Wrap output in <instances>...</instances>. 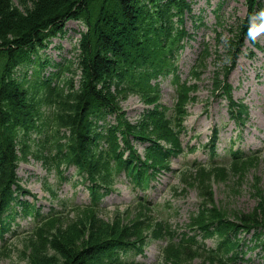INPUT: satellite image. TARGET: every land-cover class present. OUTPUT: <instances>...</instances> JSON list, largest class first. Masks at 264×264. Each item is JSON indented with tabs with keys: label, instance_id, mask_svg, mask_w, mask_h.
Returning <instances> with one entry per match:
<instances>
[{
	"label": "trees",
	"instance_id": "obj_1",
	"mask_svg": "<svg viewBox=\"0 0 264 264\" xmlns=\"http://www.w3.org/2000/svg\"><path fill=\"white\" fill-rule=\"evenodd\" d=\"M97 1L102 2V0H0V190L9 183L8 175L16 156L13 149L16 133L12 127L24 117V106L27 100L23 88L13 81L12 66L21 55L30 52L31 49L27 48L36 40L33 48L42 44L43 38L47 36L44 31L51 32L54 29H59L65 20L85 17V20L89 19L92 25L97 16L94 15L91 5ZM248 2L252 5L251 11L256 7L262 8V3L259 0H248ZM122 3L125 9L130 6L129 0H124ZM142 7L148 9L145 2ZM100 13L99 16L102 18L108 15ZM127 13L132 18L133 12L128 10ZM112 14H114L112 29H108L106 33L105 28L108 27L102 26L97 33L96 27L92 26V34L86 35L93 40L86 39L84 44L82 90L70 98L62 99L59 106L61 113L64 114L63 123L71 124L74 129L76 128L75 122L82 118L84 112L93 106L94 102L106 106L115 104V97L110 92V86L115 84L119 68L112 65L109 59L110 56L111 59L114 57L121 59V49H119L117 41L122 38L116 36V32L123 29L131 20L120 14V21L116 22L115 13ZM102 86V90H98ZM104 91L107 93L105 94ZM236 162H241L243 166L242 169L238 168V171L242 173L240 177L243 179L249 168L247 161L240 158ZM237 166L238 164L235 170ZM204 174L203 182L211 184L212 172L208 171ZM236 185L241 188L240 181ZM201 194L210 203L213 202L212 190ZM214 207H209L207 203L204 204V208H207L203 212L206 213L204 220H212L215 230L220 231L223 254L234 250L237 245V241L230 237V232H251V229H256L262 232H257V236L264 239V205H259L251 213L240 212L239 216L234 215L236 222L220 216ZM229 222L233 223L229 225ZM102 224L101 221L93 218L88 223L82 222L69 226L57 238L50 240L54 254L49 253V246L46 251L44 245L35 251L34 254L38 256L36 264H102L95 255L99 248L106 245L112 238L119 237V240L123 241L134 235L132 229H121L118 225L103 227ZM204 229L209 228L204 226ZM188 242L191 243L190 241L186 243ZM188 250L191 252L194 249ZM218 256L216 255L215 258ZM221 259H216L217 264H229L228 259L222 257ZM166 260L169 261L168 256H166Z\"/></svg>",
	"mask_w": 264,
	"mask_h": 264
},
{
	"label": "rangeland",
	"instance_id": "obj_2",
	"mask_svg": "<svg viewBox=\"0 0 264 264\" xmlns=\"http://www.w3.org/2000/svg\"><path fill=\"white\" fill-rule=\"evenodd\" d=\"M193 1V5L195 6V9L204 8V10L211 9V5L207 3V0H191ZM218 0H211V3H215ZM96 2L92 4V8L94 15L99 16L98 8L100 6L97 5ZM235 6V7H234ZM170 7V6H169ZM228 9V15H226L227 19H223L225 21L224 27L232 28L234 32L236 33L239 29L238 21H234L236 16H239L241 13L246 14V9H242L237 7V3L231 2L230 4V10ZM172 8V7H171ZM226 8V6L223 8V10ZM195 11V10H193ZM114 12H111V18L114 19ZM193 14H196V11L193 12ZM244 14L242 17H244ZM116 16V22L120 21L119 14L115 13ZM107 22H105V25ZM111 27L105 28V32L107 33L108 29ZM128 28V27H126ZM119 31V30H118ZM258 31L254 32V35H256ZM230 33L229 31H226V36H228ZM122 41L126 44H128L130 41L126 37H122ZM49 56L53 58L54 52L50 50ZM76 61V58H73ZM253 72H251V78L248 80V82H245L247 86H253L254 84V77ZM18 74H15V77H17ZM21 76V75H20ZM19 76V77H20ZM208 88L206 86V89H202L201 92L206 91ZM262 96H264V93H261ZM199 95V92L197 93ZM120 97V96H118ZM260 103L264 102V99L261 98ZM254 105L256 109L258 110H264V105L259 104L258 100L255 98ZM121 107L125 108L127 110L133 109V102L131 100H124L121 102ZM49 112V109H47V113ZM133 115V114H132ZM197 118L193 117L192 120L195 121ZM202 120H205V117H201ZM200 119V120H201ZM207 120L210 121L209 126L212 127L215 125V123L220 124L223 120L220 116L213 115ZM198 129L196 130L197 133H204L206 132L210 127H204L202 124H198ZM247 131H245V142L243 143L242 147L244 149H248L252 144L250 138L246 135ZM231 131L226 130V136L230 137ZM201 159H203V155L201 154ZM249 168L247 170L248 176L243 179L240 177V171H238V168L242 169V164L239 163L235 172H231L229 177H226L222 172L214 173L213 175V183L208 184V182H203V178L205 177H199L197 178L198 172H193L188 177H185L184 179H180L176 182L174 189L170 191V198L165 200L163 205L158 209V211H155L154 217H163V218H169L170 222L168 225V228L179 230V233H184V231L188 230L189 227H196V226H211L212 220L204 218L203 214H201L202 206L205 204L208 199L204 196H202L201 193L207 192L212 190L213 191V202L212 205L215 206L216 211L220 214V216L226 217L229 221H235V216H239L238 214L240 212H246L251 213L253 212L256 207L259 205H264V160L261 161V163L251 160L247 162ZM47 171V173H46ZM19 176L22 178V183L25 188L32 191L37 197L36 202L37 205H42L43 203L48 206L49 204H57L58 200H50L49 198H46V200H43L42 197H48L46 193H42L44 189V182L47 181L51 187L53 184V176L50 175L51 172L46 169V167L31 159L28 164H21L20 168L18 170ZM37 176H42V178H37ZM65 176L68 178L67 183L71 184L75 181H79L80 177L77 175H74L73 171H68L65 173ZM50 178V180H49ZM241 179V180H240ZM182 181L183 183V189L182 192L178 190L179 183ZM240 181L241 188L238 187L236 184ZM121 177L117 180V186L122 188L123 185L121 184ZM54 189H57L56 186L53 187ZM67 189H70V186L67 187ZM71 191V190H69ZM82 194V188L79 186V190L76 191ZM71 193V192H70ZM37 194V195H36ZM118 200L114 199L113 196L109 197L107 199L108 203H103V216L105 217L104 223L102 224L103 227L105 226H113V223H116L117 220H113V216L116 214L118 210L124 211L126 208L119 207L120 201L124 202L123 193L118 190ZM58 198V197H57ZM73 202L77 199L76 195L71 196ZM125 199L128 201V197L125 196ZM31 200L33 201V198L31 197ZM209 202V201H208ZM210 203V202H209ZM171 204L173 207V210H169L167 205ZM198 204L200 205V211H198ZM96 210H90V209H78L74 212H69L71 216H67L63 219H57L48 222L46 226V229L44 232L40 233L39 237H30L26 239H13V244L17 246L18 250H22V259L29 258L31 259V262L36 263L38 256L35 253L36 250L41 248L43 245L45 246V250L48 248V244L50 242L48 235L51 233H55L54 238H57L59 234L66 230L71 224L73 223H82V222H89L90 219H92L95 216ZM68 214V215H69ZM200 215V216H198ZM235 215V216H234ZM139 217V214L130 211L125 216L122 215L118 219V223L122 228H126L129 225H132V232L134 233L133 239H140L142 236H144L146 233L149 234V237L151 235V230L155 227H153L156 224V221H153L148 224L147 227L144 228H138L136 227L135 223H137V219ZM231 223L233 222H229ZM23 225H26L23 223ZM44 225V226H45ZM26 227V226H25ZM153 227V228H152ZM148 237V238H149ZM244 239L245 235H238V238ZM218 239H210L208 240L207 246L208 247H215L216 241ZM165 241L160 242H153L150 244L143 253H141V256H132L128 255L126 257V260L132 261L135 260L137 264H159V253L161 246L165 245ZM16 248L12 249L6 258L3 260L0 259V264H26L23 260H20L18 257V251ZM188 247H182L178 244H171L167 250L166 256H168L169 261H165L163 259L162 264H217L216 260L214 258H210L208 255L205 254L203 249H197V250H191L189 252ZM244 251H246L244 249ZM192 252H195V254H192ZM230 254L229 256H231ZM241 256V255H240ZM243 256V254H242ZM242 256L239 260L231 262V264H264V260L259 258L258 256L252 254L250 252H247L244 258L242 259Z\"/></svg>",
	"mask_w": 264,
	"mask_h": 264
}]
</instances>
